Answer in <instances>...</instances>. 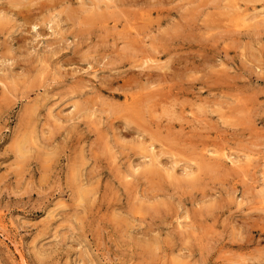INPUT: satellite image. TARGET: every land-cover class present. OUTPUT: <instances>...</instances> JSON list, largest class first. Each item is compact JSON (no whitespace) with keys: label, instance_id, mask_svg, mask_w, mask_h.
<instances>
[{"label":"rangeland","instance_id":"obj_1","mask_svg":"<svg viewBox=\"0 0 264 264\" xmlns=\"http://www.w3.org/2000/svg\"><path fill=\"white\" fill-rule=\"evenodd\" d=\"M0 264H264V0H0Z\"/></svg>","mask_w":264,"mask_h":264},{"label":"bare ground","instance_id":"obj_2","mask_svg":"<svg viewBox=\"0 0 264 264\" xmlns=\"http://www.w3.org/2000/svg\"><path fill=\"white\" fill-rule=\"evenodd\" d=\"M244 20V19H243ZM27 140V139H26ZM23 141V140H22ZM25 141V140H24ZM29 142H30V140H29ZM30 144V143H29ZM20 148V147H19ZM25 148V147H24Z\"/></svg>","mask_w":264,"mask_h":264}]
</instances>
